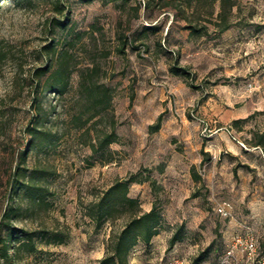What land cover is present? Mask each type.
I'll return each mask as SVG.
<instances>
[{"label":"rangeland","instance_id":"1","mask_svg":"<svg viewBox=\"0 0 264 264\" xmlns=\"http://www.w3.org/2000/svg\"><path fill=\"white\" fill-rule=\"evenodd\" d=\"M222 1L0 0V222L12 205L10 225L35 235L14 264H102L128 215L98 224L92 204L131 177L128 195L162 227L129 264H264V0ZM62 59L59 94L45 84ZM39 114L51 145L30 134ZM17 166L44 172L41 192L11 194Z\"/></svg>","mask_w":264,"mask_h":264},{"label":"trees","instance_id":"2","mask_svg":"<svg viewBox=\"0 0 264 264\" xmlns=\"http://www.w3.org/2000/svg\"><path fill=\"white\" fill-rule=\"evenodd\" d=\"M81 1L88 3L93 0ZM222 2L224 8L229 0H223ZM56 4V8L61 6L59 1H57ZM56 25L65 26V23L57 21ZM55 50L56 47L54 45L49 46V52H54ZM121 52H123V47ZM48 72H50V68L45 67L39 69L37 74H39V77H45ZM174 72L176 74L181 73L179 69H176ZM70 74L68 63L62 59L57 68L46 80L45 89L63 94L68 87ZM85 89L87 90V93L94 97L95 103L104 104L109 99V89L105 87L93 86L85 87ZM38 108L40 109L39 106ZM41 121L40 115L35 121V125L31 127L30 134L33 138L39 141V145L44 143L51 145L54 143L56 136L49 131H42L39 129L38 125ZM238 122L239 121H235L236 124ZM160 126L161 118L158 119L155 125H151L149 129L151 132H156L160 129ZM117 141L118 136L113 129L111 132L104 134L98 139L97 148L94 144L92 145V148H94L95 151L104 150ZM25 159L26 157L24 156L22 162H24ZM26 171L27 169L17 166L10 182L12 195L17 194L21 189L33 194L39 193V191L41 192L42 189L39 188L36 180L40 179L44 172L36 169L27 176ZM20 176H22V180L19 178ZM134 182H137V179L131 177L125 181L114 183L95 203L92 204L93 208L91 210V216L98 224L108 217L114 219V214L116 212H123L128 215L126 222L120 231L111 235L107 245V254L105 258L101 260L102 264H129V254L132 249L139 243H143L145 246L150 245L152 239L159 234L162 227V215L156 206H153L148 212H143L140 208L139 201L128 195L129 186ZM14 218H17V209L10 205L3 211L0 222V259H2L5 264H14L13 261L15 260L16 255L26 247L30 248V251L34 250V245L30 243L33 241L35 236L34 233L13 228L9 221ZM182 228L183 226H180L179 233L171 238L170 247L180 240V232ZM3 233L4 236L2 237ZM11 250L13 252L12 254H10Z\"/></svg>","mask_w":264,"mask_h":264},{"label":"built area","instance_id":"3","mask_svg":"<svg viewBox=\"0 0 264 264\" xmlns=\"http://www.w3.org/2000/svg\"><path fill=\"white\" fill-rule=\"evenodd\" d=\"M232 204L225 201L217 206V212L222 217H228L231 214ZM246 249L249 257H253L257 251V243L253 238H248L246 241Z\"/></svg>","mask_w":264,"mask_h":264}]
</instances>
